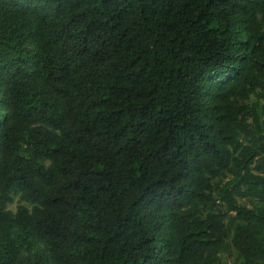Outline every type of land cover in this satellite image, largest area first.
I'll return each instance as SVG.
<instances>
[{"label":"trees","instance_id":"16d2710c","mask_svg":"<svg viewBox=\"0 0 264 264\" xmlns=\"http://www.w3.org/2000/svg\"><path fill=\"white\" fill-rule=\"evenodd\" d=\"M230 251L264 264V0H0V264Z\"/></svg>","mask_w":264,"mask_h":264},{"label":"rangeland","instance_id":"374dc122","mask_svg":"<svg viewBox=\"0 0 264 264\" xmlns=\"http://www.w3.org/2000/svg\"><path fill=\"white\" fill-rule=\"evenodd\" d=\"M250 102L252 105H254L257 109V111H260V105L261 101L257 100L255 97H251ZM19 204H25V202L21 201L18 196H13L12 201L8 204V209L11 211H15L16 207ZM221 261L223 264H235V263H240V260H238L236 254L233 251L230 252H223L221 254Z\"/></svg>","mask_w":264,"mask_h":264}]
</instances>
